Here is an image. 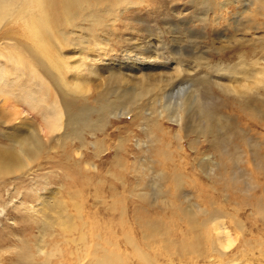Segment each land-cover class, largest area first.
Here are the masks:
<instances>
[{"label": "rangeland", "instance_id": "1", "mask_svg": "<svg viewBox=\"0 0 264 264\" xmlns=\"http://www.w3.org/2000/svg\"><path fill=\"white\" fill-rule=\"evenodd\" d=\"M65 1L48 0V4L56 5L54 15H59L52 29L60 36L59 58L65 67L62 82L52 83L48 74L54 73L49 71L44 76V71L36 68L37 62L23 61L26 69L21 65L19 55L12 50L17 29L13 25L6 28L9 21L3 22L6 29L0 28V35L4 36L0 40V81L7 87L1 90L12 95L2 93L0 98L19 102L24 99V92H33L31 98L40 100L35 77H42L57 96L65 90L69 100L80 108L97 110L102 104L113 107L114 114L105 115V125L100 131L84 130L81 140L74 137L70 145L50 140L49 150L42 147L43 152L26 171L0 175V264H57L58 259L51 257L44 262L40 256L51 253L53 247L64 254L61 264H83L74 255L70 256L77 248L79 229L93 230L96 226L98 233L109 238L116 235L120 239L126 234L136 238L140 230L134 220L139 216L143 220L146 214L157 217L164 229L169 230L164 231L167 234L164 240L190 244L196 239L195 233L181 210L191 209V205L223 212V222L235 241L229 252L231 257L235 256L240 264H264V227L251 204L257 198L264 199L261 189L264 188L261 158L264 123L247 115L243 119L237 106V87L254 82L258 78L254 70L257 66L264 67V0H210L211 7L198 0H129L128 4L110 9L104 2L98 8L97 26L80 21L87 19L92 10L81 2L80 8L73 9L76 18L71 27L63 15ZM210 1L206 0V4L211 5ZM25 11L33 12L35 8L27 2ZM63 35L66 46H62ZM47 49L56 54V45ZM99 49L102 51L98 52ZM175 57L182 60L184 70L177 79L173 77L177 75ZM15 58H19L18 62ZM226 67L233 71L215 72L216 68ZM237 70L247 72L251 78L238 75L235 82ZM75 75L85 82L81 87H90V92L80 95L74 92ZM109 77L115 85L112 89L106 84ZM122 80H128V84L121 85ZM201 80L210 84L206 94L198 97L202 106L209 107L207 112L211 115L202 118L196 115L194 104L189 112L185 110L184 100L192 97L181 89L190 85L192 93L197 89L200 94L205 86H200ZM211 80L218 82L224 91L215 87L214 82L211 84ZM27 82L32 85L27 87ZM146 82L151 85L146 86ZM173 82L177 85L169 86ZM128 88L144 96L127 105L131 111L127 114L119 106V96L115 93ZM148 90L155 93L153 97ZM99 91H105L108 98L98 101ZM245 92L250 98L249 107L264 111V84L251 86ZM13 95L16 97L12 98ZM165 105L175 108L174 113L179 115H173L181 117V126L163 111V117L149 116L151 110H164L161 107ZM13 107L19 109L17 105ZM36 113L33 112V119L27 118L38 124ZM221 116L224 119H219ZM96 117L91 116L93 120ZM152 119L157 126L152 125ZM200 128L204 134L198 135ZM2 129L0 122V132ZM41 139L45 145L47 140ZM195 140L192 149L190 142ZM0 144L7 141L0 138ZM248 147L255 156L248 153ZM205 157L209 160L202 161ZM209 169L212 172L207 175ZM161 174L164 176L160 180ZM150 186L160 188L164 193L162 200L152 194ZM175 187L184 198L173 195ZM141 194L146 196L147 204L140 201ZM43 213L51 220L45 219ZM63 217L68 227L76 228L74 233L63 234L64 227L60 224ZM195 218L199 222L203 215L198 213ZM236 222H242L245 229L238 231ZM198 239L201 251L206 254L187 255L182 248L178 255L168 245L165 250L169 255L164 253V259H171L174 264L227 261L209 249L214 245L213 233H202ZM244 239L252 242L250 247L258 239L262 247L247 248ZM34 245L42 250L39 256H34Z\"/></svg>", "mask_w": 264, "mask_h": 264}, {"label": "bare ground", "instance_id": "2", "mask_svg": "<svg viewBox=\"0 0 264 264\" xmlns=\"http://www.w3.org/2000/svg\"><path fill=\"white\" fill-rule=\"evenodd\" d=\"M19 2L15 0H0V28L1 27L5 28L6 24L3 25V22L5 23L9 21L7 23L6 28L8 27L10 28V25H13L14 27L13 26L12 27L14 29H17L18 37L12 46V50L17 52L20 58L19 62L25 69L27 68V66L24 63H28L27 61H30L31 63L34 64H36L35 62H37L36 68L40 69L41 71H44L43 72L44 76H46L49 71H52L54 73V74H48L50 76V80L52 83H58V81L62 82V78H63L62 76L64 72L63 68L65 67L63 65L64 64L63 60L59 58L60 36L58 35L57 32H53L52 29V27L58 23L57 17H59V15L58 13L54 15V12L57 9L56 5L53 2L48 4V0H30V1L25 0L21 4H19ZM27 2L32 4V6L35 8V11L33 12L25 11L24 13V6L26 5ZM81 2L87 3L88 4L87 6L90 7L92 10H90V15L88 16L87 19H81L80 21L88 22L90 26L92 24L97 26L100 20L98 19L97 16L99 13L98 10L99 6L103 7L105 2L107 8L110 9L122 3L128 4L129 0H66L63 15L65 22L69 27L72 26V23L76 18L73 9L75 6L77 8H80ZM198 2L202 5H206L209 7L213 5L212 4L213 1L211 2V5H207L206 0H198ZM262 9H264L263 6ZM3 37H4L3 34H1L0 40L3 39ZM64 37H65L64 35L61 37L63 41H64ZM21 38L23 39L20 40ZM20 45L21 47L19 48ZM53 45H56L57 48L56 54L49 53L47 49V48H51ZM62 46H66L65 41ZM97 51L100 52L102 50L99 49ZM19 58H15L16 59V60L14 59L15 62H18L17 59ZM174 59L176 61L175 65H177L176 68L177 75L173 77L177 79L180 73H183L184 70L182 69V64H181L182 60L176 57ZM219 71L225 74H230L231 73L230 71H233V68L226 67L225 69H221V70L216 68L215 72L219 73ZM254 74L258 77L255 78L254 82H247L237 87L239 90V96H238L239 100L237 101V106L240 110L239 112H241L242 118L243 115H247L249 118L257 119L258 121L264 123V111L258 107L250 108L249 107L250 98L249 95H247L245 92L246 90H249V87L251 86L261 85L263 87L264 67L257 66V69L254 70ZM238 75H242V77L245 79L251 78L247 74V72L240 73V71L237 70V72L234 74L233 77L235 82H238L239 78L236 77ZM73 77L76 80V82L72 83V89L76 94L80 95L79 93L90 92V87H88L87 89L81 87V85L84 84L85 82H82L76 75ZM35 78H37L38 82L36 83L39 86V90L37 91L41 92L40 100L39 99L34 100L31 98L33 92L31 93L24 92V94L22 95L24 96V99L19 100V102H15V101L11 102V100L1 99L2 95L0 96L1 97L0 122L3 127L2 132H0V138H3L7 141V144H0V175H3V173L4 175H10L12 173L14 174L16 172L26 171L27 168L29 167V164L35 161L37 158H39V155L41 154V152H43L42 147H47V145H49L50 143V140L52 141L56 140L57 143L62 142L63 144L69 143L70 145L72 144L74 137L81 140L80 135L84 130H87L89 132L100 131L105 125V115L110 117L113 116L114 114L111 113L113 107L112 108H109L107 106L102 107V104L100 105L101 107H99L97 110L91 109L89 107L80 108L78 105H76L75 103L69 100V96L66 94L65 90L61 92L59 96H57L52 91L49 84L46 83L44 78L42 77L40 78L35 77ZM106 79H107L106 84L109 86V88L111 89L114 88L115 85L111 77ZM131 79H135V77H131ZM144 81H152V80L144 79ZM169 82H170V78H169ZM213 82H214L213 80L210 81L211 84ZM121 83H122L121 85L126 86L128 84V80H122ZM140 83L142 84L143 82ZM26 84L27 87L29 85L30 86L32 85L29 82H27ZM116 84H118L119 86V81H117ZM207 84L208 83H206L204 80H201L200 86L205 85L204 86L205 89L203 88L202 90L203 92H201L200 94H197L198 91L197 89H194V93H192V90L190 89L191 88L190 85L187 88L184 87L181 88L182 91L188 93V96L192 97L184 100V106H187V109L185 110L189 112L190 111L189 109H192L190 108V105L194 104L195 110L197 108L196 115L199 116L200 118H202V115H207V117L211 116L207 112L209 107L202 106L200 102L201 99L198 97L200 95L206 94V92L208 91L207 86L210 85ZM213 84L215 85V87L217 85V87L221 90V92L224 91V88H222V86H220L218 82H214ZM150 85L151 84L146 82V86H150ZM174 85L176 86L177 83L173 82L169 86L172 87ZM6 87L7 86L0 81V94L3 93V95L6 96L10 94L12 95V92L5 94L3 90H1V88H6ZM150 90H148L147 93L150 92L151 97H153L155 93L151 92ZM115 94L119 96V106L121 107L122 110L127 112V114L128 112H131L128 110L129 108L127 105L134 104L138 98L144 96V95H136L134 91H132L130 88L125 90H120ZM97 95L99 96L98 101L100 102H102L103 98L104 99L108 98L105 91H99ZM13 96L12 98L16 97V95L14 97ZM19 97H21V95ZM12 98L10 97L9 99ZM123 100L127 101V103H121ZM167 102L168 101H166V103ZM156 103L157 100L155 104ZM13 105L19 106V109H15ZM226 105L227 104H225V106ZM37 107H41V110L40 109L38 110ZM212 107L213 105L210 106V108ZM161 108H163L164 110L161 109L151 110L149 116L153 117L154 115H158L159 117H163L164 115V113H162L163 111L166 113L167 116L168 114L170 115L168 116L169 119H171L174 122H177L178 125L181 126L182 119L180 116L179 117L174 116V115H179L178 112L174 113L175 112L174 107L170 108L169 106L165 105L164 107ZM195 110L193 111L194 113ZM35 111H37L35 115H37V117L39 118L38 124L34 123L32 120H29L27 118L29 116H31L32 118L33 112ZM92 115H96L97 117L93 120L91 118ZM155 118L157 117L155 116ZM219 119H224V117L221 116ZM152 125L153 126L156 125V121L154 119H152ZM197 132L198 135L204 134V130L202 128L197 130ZM40 136L47 140V143L45 145L42 143V139ZM190 143L191 145H193V147L192 146L190 147H192V149H195L194 145L196 144V140ZM98 148L100 147L98 146ZM50 149L53 148L50 147ZM250 149L251 147H248V153L250 152ZM224 152L226 153V151ZM252 156H255V154L252 153ZM261 158L264 159V155H262ZM208 160L209 157H205L204 159H202V161H208ZM255 169L258 168L255 167ZM210 172L212 171L209 169L207 175L211 174ZM163 176L164 175L162 174L159 176L160 180L163 179ZM177 180H178V176H177ZM154 186H150V190L152 191V194L155 195L156 197L159 196V198L162 200L164 193L162 194L160 188L157 189V187L154 188ZM261 189L264 188L261 187ZM173 195L175 197H177V195L179 196L181 195V197L184 198L182 192L179 194L176 187ZM146 200H147L146 196L141 194L140 201L144 204H147ZM156 201L157 200H155V202ZM251 204L252 207L255 209V213L258 214L257 219L261 221L264 227V199L257 198L256 201L252 202ZM191 206L193 208L191 207V209L185 208L181 210L183 216L188 221V225L190 226L189 228H191L195 233L194 237H196V239L194 238L195 241H191L190 244L184 245V243H181V240H179L178 242L177 240L172 241L169 240L168 238L167 239L165 238L166 240H164V235H167L164 233V231H166L167 233V231L169 230L164 229L162 221H159L157 217L152 218L148 214L146 215L144 214L145 217L143 216L144 217L143 220L140 219L139 215H138L139 217H137L134 220L135 225L137 226L138 230H140L139 232L140 234H138L139 237L136 236L135 238L133 236L131 237L130 234H126L124 236H121L120 239L122 240L120 242L118 241L120 239L116 238V235L112 238H109L107 235H102L101 232L98 233L97 230H95L96 226L94 227L93 230H87V231H83L85 229L84 227H82V230L79 229L78 231V238H76L77 248L74 250V252L72 251V254H70V256L74 255L76 259L82 261L83 264H174L173 260L168 259V261H166L167 258L166 260L164 259L165 257L164 253H167V256L169 255L168 251H166L168 248L166 246L168 245L172 246L175 249L174 252L178 255H180L182 248H184L183 251H185L187 255L192 254L194 256L196 254L198 256H201L199 255V253L206 254V252L201 251L200 249L201 242L198 239V237L200 238V235L202 233L209 232V233H213L214 235V245L209 248L211 249V252H216L218 253V255L220 254L221 257L226 258L227 261H224V264H240L241 262H239L238 259H235L236 258L235 256L231 257L229 255L231 248L234 247L233 245L235 244V241L232 239L230 235V229L223 222L222 219L224 217L223 212L217 209L207 211L201 209L200 207H198V205H191ZM177 209L180 210L179 208ZM198 213L203 215V220H200L199 222L195 218L196 214ZM44 218L51 220V217L46 216L45 214H44ZM66 222L67 220L65 219V217H63L60 222L61 226L64 227L62 229L63 234L66 233L70 234L71 232L74 233L73 231H75L76 228L68 227L66 225ZM83 225H85V223H83ZM234 226L238 229V231L241 229L242 230L245 229L242 222L241 223L236 222ZM171 233L172 232H170V234ZM257 240L254 239V246L259 248L262 247V243H259ZM243 241H244V246H246L247 248H251V247L254 248L253 245L250 247L252 242L249 239L248 240L244 239ZM156 246L160 247L162 250L155 248ZM33 247H35L34 256L35 255L39 256L40 251L42 252V250L36 247V245H34ZM25 250L26 253H28L27 246L25 247ZM55 250L56 249H54L53 247V249L50 250L52 251L51 253L47 252L46 254L40 255L44 257V262L49 261V259L53 257L54 259H58L57 261L59 262H57V264L63 263L61 262V256L62 255L64 256V254L59 250L56 251ZM174 252L172 253L174 254ZM179 259L180 261H182L183 258L180 257Z\"/></svg>", "mask_w": 264, "mask_h": 264}]
</instances>
